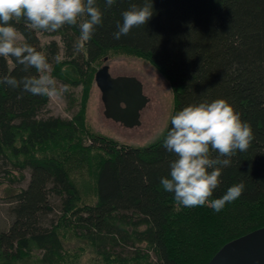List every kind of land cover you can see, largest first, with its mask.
<instances>
[{"label": "trees", "instance_id": "trees-1", "mask_svg": "<svg viewBox=\"0 0 264 264\" xmlns=\"http://www.w3.org/2000/svg\"><path fill=\"white\" fill-rule=\"evenodd\" d=\"M132 2L148 3L152 14L115 39L116 22ZM97 4L102 23L87 41L79 39L76 25L49 32L31 27L23 16L9 21L21 34L18 43L45 54L56 81L81 85L83 95L80 109L63 118L46 114L49 95L0 84V185L8 204L0 228V264H74L84 252L99 264H180L169 244L171 228L184 226L188 233L196 221L190 216L196 219L199 213L208 227L220 222L203 215L208 203L185 207L159 184L173 158L162 146L169 118L164 134L145 146L119 144L86 124L88 90L96 65L108 55L137 56L155 66L171 87V114L188 103L222 97L251 126L248 147L229 157L209 197L243 182L240 196L223 207L239 226L221 228L186 263L207 264L229 240L264 226V0ZM40 35L59 38L42 42ZM0 73L19 78L36 70L0 57ZM88 150L98 157L92 161V186L82 193L62 153L79 158ZM69 233L78 247L65 245Z\"/></svg>", "mask_w": 264, "mask_h": 264}, {"label": "clouds", "instance_id": "clouds-1", "mask_svg": "<svg viewBox=\"0 0 264 264\" xmlns=\"http://www.w3.org/2000/svg\"><path fill=\"white\" fill-rule=\"evenodd\" d=\"M114 3L116 0H104L106 8ZM151 14L148 3L132 2L121 12L122 20L116 22L113 37L119 39L132 27L145 24ZM102 15L97 0H0V57H13L25 69L36 70L35 75L19 78L0 73V84L41 96L63 91L47 71L45 54L30 43L16 42L17 30L10 20L23 16L31 27L49 32L65 24L76 25L79 39L87 41L102 23ZM56 59L59 61L58 56ZM169 125L162 146L173 158L167 174L159 178L162 189L172 193L180 205L208 203L216 212L239 197L243 182L229 185L220 196L209 200L220 182L222 168L231 162L229 157L237 150L244 151L251 139V126L240 113L225 98L203 99L175 110Z\"/></svg>", "mask_w": 264, "mask_h": 264}, {"label": "rangeland", "instance_id": "rangeland-1", "mask_svg": "<svg viewBox=\"0 0 264 264\" xmlns=\"http://www.w3.org/2000/svg\"><path fill=\"white\" fill-rule=\"evenodd\" d=\"M40 37L42 42H47L50 38H59L58 36L47 37L42 35H40ZM21 40V34L17 31L16 42L18 43ZM108 56L102 60L101 64L96 65V67L99 69L102 65H108L110 75L115 78L119 76L128 78L133 77L140 84L142 96L146 98L147 102L143 108L139 110V124L133 125V127L125 126L123 123H119L112 118H107L103 113V101H101L100 90L96 87L93 77L94 80L90 84L89 93L85 101L86 109L84 114L86 124L88 123L90 129L94 132L109 138L111 137L119 144L145 146L156 142V140L164 134L163 132L167 126V120L173 107L172 90L166 78L162 76L155 66L150 65L143 58L137 56L127 57L123 55ZM56 85L58 88H62L63 91L59 94L49 95L46 114L69 118L74 115L82 105L83 88L81 85L74 87L67 86L65 88V85L58 81H56ZM62 156V160H64L65 166L72 172L75 182L81 186L80 189L82 193L89 192L90 186H92L91 181L94 172L92 161L93 159L96 160L98 154L93 150H88L84 151V154L80 155L79 158L72 152H67L66 154L62 153ZM3 187L4 185H0V228L6 224L8 210V204L5 203V191ZM207 214H212L214 218L220 219V222H213L215 225H209V228L208 225L206 226L203 224V221L201 222L202 215L199 213L196 219L195 216H190L192 220L196 221H192L193 224L188 230L189 234L183 229L184 226L180 228L178 226H173V228H171L169 244L171 247L173 246L174 256L179 260L180 264H186L190 259L192 260V254L195 250H205L207 246L206 239L217 236L221 228L228 227L229 224L234 226L238 225V222L235 221L234 223V221H232L228 208H222L220 211L216 212L210 205H207L204 207L203 215L206 216ZM204 229H206V231L203 232ZM182 236L185 240L181 239ZM63 240L68 247L79 246L75 241L76 239H74L70 233ZM179 242L183 247H181V245L178 246ZM93 257L94 256L89 254V252H84L74 264H99V261L96 262Z\"/></svg>", "mask_w": 264, "mask_h": 264}, {"label": "water", "instance_id": "water-1", "mask_svg": "<svg viewBox=\"0 0 264 264\" xmlns=\"http://www.w3.org/2000/svg\"><path fill=\"white\" fill-rule=\"evenodd\" d=\"M94 79L104 115L128 127L139 124V110L147 102L140 84L133 77H112L108 65H102ZM207 264H264V226L229 240Z\"/></svg>", "mask_w": 264, "mask_h": 264}]
</instances>
